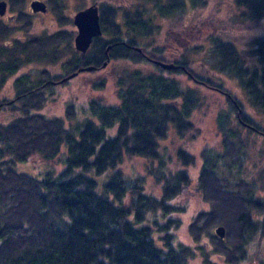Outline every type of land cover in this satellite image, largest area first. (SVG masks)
<instances>
[{
  "label": "trees",
  "instance_id": "trees-1",
  "mask_svg": "<svg viewBox=\"0 0 264 264\" xmlns=\"http://www.w3.org/2000/svg\"><path fill=\"white\" fill-rule=\"evenodd\" d=\"M143 1L151 5L149 13L145 6L120 14V7L98 5L103 35L94 38L85 56L76 50V34L68 29L8 43L14 28L9 19L0 18V90L28 64L62 68L61 74L43 69L35 80L22 75L14 82L15 96L0 101V112L18 114L0 123V264H192L197 252L176 233L181 225L176 201L192 183L188 169L197 164V156L179 148L175 156L180 167L171 169L164 142L171 136L190 142L198 138L193 117L207 98L203 88L225 95L226 108L215 118L222 149L206 146L199 155L198 188L210 210L195 216L189 235L204 256L200 264H219L208 252L227 264H264L252 250L264 240V166L257 179L241 171L251 139H264V116L247 111L223 81L194 66L185 54L172 59L166 46L142 41L153 34L155 20H167L173 29L178 17L205 7L207 0ZM8 2L21 22L18 29L28 31L32 17L22 10L25 0ZM49 2L60 25H71L64 0ZM238 3L251 19L264 22V0ZM253 47L255 67L235 43L221 38L213 43V55L251 106L264 113V35ZM154 61L177 67L166 70ZM110 62L117 64L118 105L97 98L81 111L68 105L65 118L42 113L55 87L70 80L61 79L95 73ZM136 64L153 69L131 68ZM87 67L93 70H82ZM166 74L183 75L196 88ZM36 157L50 164L59 160L63 169L36 172L32 166L35 176L16 170L18 163L30 164ZM125 158L147 162L158 195L147 191L142 177L135 179L134 188L128 186V175L121 170ZM220 225L226 228L224 239L215 234Z\"/></svg>",
  "mask_w": 264,
  "mask_h": 264
},
{
  "label": "rangeland",
  "instance_id": "rangeland-1",
  "mask_svg": "<svg viewBox=\"0 0 264 264\" xmlns=\"http://www.w3.org/2000/svg\"><path fill=\"white\" fill-rule=\"evenodd\" d=\"M30 1L31 0H25L22 8L25 13L32 17V26L28 31L18 29V26L22 25L21 22L15 20L16 15L10 21L4 18V20L11 22L14 28V32L7 40L8 43H12L14 39H28L45 33H53L58 29H68L74 31V34H77V29L73 23L74 15L78 11L76 10L77 7L84 9L94 3L98 5L101 3H109L120 7V14L122 12L121 10L131 11L140 6L141 9L145 6L147 8L145 12L149 13L148 8H151V5L145 3L143 0H64V4L66 5L63 8L65 15L72 19L71 25L65 26L60 25L55 13L51 10L49 0H44L48 6V10L42 14H33L34 12L31 9ZM206 2L205 7L195 9L194 11H188L183 17H178V23L175 24L177 26L173 29L167 27V22L169 21L160 19L155 20L153 34L148 38H142V41L166 46L169 48L168 54L172 59L179 58L181 53L185 54L192 61L194 66H202L205 68L207 74L210 76L213 75L217 79L223 81L226 90H230L232 94L241 99L247 111L257 118L263 117L264 113L257 111L251 106L238 83L231 78L226 71L221 70L213 55V43L217 38L235 43L243 57L248 60V65L250 67H255L257 60L252 53L254 50L253 43L257 37L264 35V22H257L251 19L238 3L239 0H207ZM9 14L13 15L15 12L10 9ZM120 22H122L121 15ZM168 30L171 32L172 36L166 34ZM136 66L144 70L153 69L152 66H148L147 64H136L131 68ZM115 67H117V64L110 62L106 67L95 73H81L67 81L66 84L57 85L55 87L54 96L50 97L47 101L41 110L42 113L50 117L65 118L68 105H74L76 110L81 111L88 107L91 100L97 98H100L108 105H118L120 103V89L117 86V69ZM47 68L51 69L54 74H61L62 72V68L59 65L50 67L43 63L28 64L6 80L4 86L0 90V101L5 98L11 99L15 96L14 82L17 78L22 75H30V78L35 80L37 73ZM166 75L180 79L184 84L196 88L195 84L183 75ZM103 80L105 82L103 88H96L95 84ZM201 93L207 98L201 110H198L193 117L195 126L200 132L198 138L190 142L180 140L176 138V136H171L164 142V146H166L165 152L171 158L167 165L171 169L180 167L177 164L175 156L179 148H185L190 151V153L197 156V164L188 169L189 175L192 177V183L182 192L180 198L176 201L179 206L176 219L181 220V225L176 233L181 241L193 246L197 252L191 262L192 264L202 263L204 261V256L201 250L198 249V245H196L190 237L188 225L197 214L210 210L209 203L204 200L198 188V177L202 167V159L199 155L206 146H211L215 150L222 149L221 135L216 128L215 118L219 109L226 108L224 103L226 101V96L219 91L203 88ZM16 115L18 114L10 109L3 110L0 112V123H8ZM70 122L68 121V123ZM257 137L258 136L253 137L250 141L251 146L247 151L246 159L243 161L241 170L246 176L255 179H257L258 172L260 171L259 169L264 166V139L262 137ZM62 153L64 154L65 151L63 150ZM157 164L156 162L155 165ZM147 165V162L141 158H125L121 164V170L128 175L129 181H127V183L130 188H134L137 184L135 181L136 178L142 177L145 178L143 180L147 185V191L158 195L160 188L158 187V183L155 182L156 180L149 175V166ZM32 166L36 172L45 168H51L55 172H60L63 169L59 160L50 164L36 157L31 160L30 164L27 162L18 163L16 165V170L35 176L31 170ZM259 187H263L262 184H260ZM263 189L264 187L260 188V190ZM252 250L254 254H256V257H260L263 262L264 240L256 241ZM207 255L219 264H227L223 259L211 252H208ZM239 264L263 263L258 260L256 262L242 261Z\"/></svg>",
  "mask_w": 264,
  "mask_h": 264
},
{
  "label": "water",
  "instance_id": "water-1",
  "mask_svg": "<svg viewBox=\"0 0 264 264\" xmlns=\"http://www.w3.org/2000/svg\"><path fill=\"white\" fill-rule=\"evenodd\" d=\"M33 12H46L47 4L44 1L34 0L30 4ZM8 3L6 0H0V16L5 15L7 11ZM73 23L77 29V34L74 38V45L77 51L85 56L89 50L94 38L103 35L101 23H100V9L97 3L92 4L84 9L76 12L73 18ZM140 50V49H139ZM141 51V50H140ZM155 64L160 65L163 69L171 70L177 66L174 63H165L160 61H154ZM106 65V63L104 64ZM82 70L91 71L93 67H87ZM78 74V72L68 75L60 80V82L72 79ZM215 233L218 237L224 238L226 235V228L223 225L216 227Z\"/></svg>",
  "mask_w": 264,
  "mask_h": 264
},
{
  "label": "flooded vegetation",
  "instance_id": "flooded-vegetation-1",
  "mask_svg": "<svg viewBox=\"0 0 264 264\" xmlns=\"http://www.w3.org/2000/svg\"><path fill=\"white\" fill-rule=\"evenodd\" d=\"M32 1H34V0H31L30 4H31ZM40 1H44V0H40ZM7 3H8L7 11H6L5 15L0 16V18H6V19L11 20L13 17H15V14H13V15L9 14L10 6H9V2L8 1H7ZM42 13H44V12H36V13L34 12L33 14H42Z\"/></svg>",
  "mask_w": 264,
  "mask_h": 264
}]
</instances>
